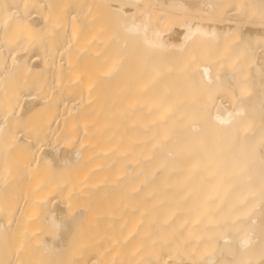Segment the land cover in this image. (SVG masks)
Segmentation results:
<instances>
[{"label": "bare ground", "instance_id": "1", "mask_svg": "<svg viewBox=\"0 0 264 264\" xmlns=\"http://www.w3.org/2000/svg\"><path fill=\"white\" fill-rule=\"evenodd\" d=\"M0 264H264V0H0Z\"/></svg>", "mask_w": 264, "mask_h": 264}]
</instances>
